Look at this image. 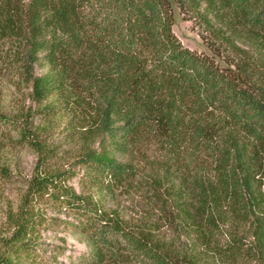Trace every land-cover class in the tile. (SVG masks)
Instances as JSON below:
<instances>
[{
  "label": "trees",
  "instance_id": "obj_1",
  "mask_svg": "<svg viewBox=\"0 0 264 264\" xmlns=\"http://www.w3.org/2000/svg\"><path fill=\"white\" fill-rule=\"evenodd\" d=\"M0 79V139L35 158L0 264L30 261L41 206L73 220L76 264H264V0H0ZM123 195L139 216L108 206Z\"/></svg>",
  "mask_w": 264,
  "mask_h": 264
},
{
  "label": "rangeland",
  "instance_id": "obj_2",
  "mask_svg": "<svg viewBox=\"0 0 264 264\" xmlns=\"http://www.w3.org/2000/svg\"><path fill=\"white\" fill-rule=\"evenodd\" d=\"M172 31L182 45L196 51L208 52L202 45L198 36L197 28L189 19H185L177 9L174 10L172 20ZM35 72L40 73L39 66H35ZM16 90L13 85L6 84L0 79V106L6 112H12L15 107ZM17 100L24 98L21 93H17ZM25 104L28 100H24ZM35 126L41 124V119L35 116ZM57 133L55 137H59ZM54 140L55 145L59 142ZM56 147V146H55ZM77 145L73 142L58 144L57 155L50 160V165L65 168L74 159ZM34 154L26 148L9 145L0 139V166H5L11 172L8 180L0 179V252L5 247L7 238L13 231L12 223L8 220L9 212L14 210L20 199L24 188V181L27 179L34 165ZM77 174L67 180L77 192L83 190L79 183V176L82 173L80 168H76ZM118 208L119 212L126 218L137 217L141 214L142 208L136 198L120 196L108 204L110 207ZM41 206V205H40ZM45 208L44 215L50 219L42 225L39 232L35 235L32 256L27 264H76L79 257L89 252L84 239L72 232V228L67 224L73 220L63 212L56 211L48 206ZM43 212V211H42ZM26 264V263H25Z\"/></svg>",
  "mask_w": 264,
  "mask_h": 264
}]
</instances>
